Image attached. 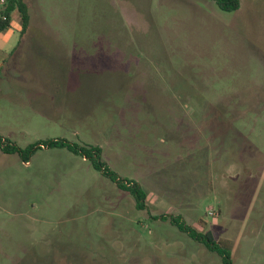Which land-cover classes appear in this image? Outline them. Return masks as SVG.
<instances>
[{
	"label": "rangeland",
	"instance_id": "374dc122",
	"mask_svg": "<svg viewBox=\"0 0 264 264\" xmlns=\"http://www.w3.org/2000/svg\"><path fill=\"white\" fill-rule=\"evenodd\" d=\"M0 35V264H264V0H22Z\"/></svg>",
	"mask_w": 264,
	"mask_h": 264
},
{
	"label": "trees",
	"instance_id": "16d2710c",
	"mask_svg": "<svg viewBox=\"0 0 264 264\" xmlns=\"http://www.w3.org/2000/svg\"><path fill=\"white\" fill-rule=\"evenodd\" d=\"M213 2L216 8L221 12H233L239 8V0H213ZM14 11H17L20 16V34H25L29 26V14L28 8L22 0H6L4 10L0 11V34L11 28L12 13ZM42 147L46 149H66L75 155H80L86 160H89L94 170L108 177L120 191L128 193L132 197L134 207L137 211L148 212L146 193L142 187L137 182L121 179L115 173L110 171L106 164L102 162L101 151L98 147H79L64 139H52L29 145L25 149H20L0 137L1 152L5 154H17L25 163H27V159L31 154ZM150 218L153 220L159 219L161 221H168L171 226H174L180 232L187 234L192 240L201 243L208 251L217 254L220 257L222 264H233L229 242H215L210 234L198 232L195 228L187 225L180 216L159 215L150 216Z\"/></svg>",
	"mask_w": 264,
	"mask_h": 264
},
{
	"label": "built area",
	"instance_id": "2783aa9c",
	"mask_svg": "<svg viewBox=\"0 0 264 264\" xmlns=\"http://www.w3.org/2000/svg\"><path fill=\"white\" fill-rule=\"evenodd\" d=\"M5 6H6V0H0V11L4 10Z\"/></svg>",
	"mask_w": 264,
	"mask_h": 264
},
{
	"label": "crops",
	"instance_id": "0c3cea01",
	"mask_svg": "<svg viewBox=\"0 0 264 264\" xmlns=\"http://www.w3.org/2000/svg\"><path fill=\"white\" fill-rule=\"evenodd\" d=\"M1 35V34H0Z\"/></svg>",
	"mask_w": 264,
	"mask_h": 264
}]
</instances>
